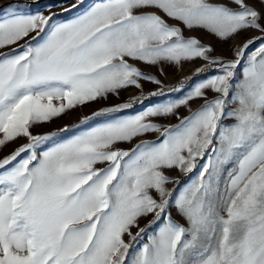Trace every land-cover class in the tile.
I'll return each instance as SVG.
<instances>
[{
    "label": "snow or ice",
    "instance_id": "1",
    "mask_svg": "<svg viewBox=\"0 0 264 264\" xmlns=\"http://www.w3.org/2000/svg\"><path fill=\"white\" fill-rule=\"evenodd\" d=\"M256 2L259 9L253 0H77L62 7L76 12L62 20L36 0L0 6V148L27 138L0 158V264H264V0ZM185 29L222 41L259 35L226 59ZM195 59L206 62L195 70L203 78L177 99L123 115L165 90L141 92L75 130L31 131L141 89V80L161 83L130 60ZM196 99L203 103L178 117ZM169 116L178 122H157ZM152 133L159 136L138 139ZM174 168L195 179L179 187L166 175Z\"/></svg>",
    "mask_w": 264,
    "mask_h": 264
},
{
    "label": "rangeland",
    "instance_id": "2",
    "mask_svg": "<svg viewBox=\"0 0 264 264\" xmlns=\"http://www.w3.org/2000/svg\"><path fill=\"white\" fill-rule=\"evenodd\" d=\"M93 0H86V3H92ZM254 6L258 9L261 7L259 2H256V0H253ZM9 3V0H0V6H5ZM77 3V0H36L37 7L39 10L44 11L45 14H48L47 6L52 5L51 11L55 13H60L56 17L57 20L62 19H68L71 18L73 15L76 14L75 11L63 13L62 7H67L70 4ZM148 11H156L155 9H148ZM167 19V18H166ZM170 24L176 23V21L169 20ZM183 27V25H181ZM34 35V34H33ZM184 35L186 37H197L201 40L202 43L211 45L214 49L212 52L213 56H221L226 59H233L234 58V52L233 49L235 46L242 45L244 41L248 38L254 37L259 35L258 32L255 31H248V32H242L239 35L234 36L233 38H230L226 41H222L217 39L215 36L207 33L203 30H194L189 31L187 29L184 30ZM23 43V41H21ZM259 46V42L252 45L249 48V52H251L254 48ZM130 63L135 64L140 70L146 74L155 76L156 79H158L161 83L155 84L151 81L147 80H141L140 83L142 85L141 89H137L134 86L127 87L125 89H122L119 92V95H109L106 98L99 99L96 102H89L81 106H77L74 109L66 111L64 114H61L59 117L53 118L51 121L37 125L31 129L32 133L34 135L36 134H45L53 131H57L59 129L64 128L66 125L73 127L75 130L76 125L80 124V121L86 117L90 116L93 112L98 111L102 107L112 106L120 103H125L130 101L133 97L139 96L141 92H143L144 96H148L149 93L155 92L160 88H163L164 94L161 96H155L151 97L148 100H145L144 103L140 104H134L133 108L125 110L123 115H132L135 113H138L148 106L161 102V101H167L171 99H177L187 93L189 90V87L199 81L203 78V76H197L195 74V70L199 67H202L205 65V61L202 59H195L190 62H183L180 65L170 64V63H160L157 65H149L143 62L138 61H131ZM215 65L211 66L209 73L207 75L215 74ZM192 76V77H191ZM191 77V79L187 82H185V86L182 91L180 92H169L168 89L178 87L181 84V81L184 79H187ZM214 95L212 92H208L209 98H211ZM203 103L202 100L196 99L189 103L188 107H181L178 109V117L187 116L189 114V109L195 110L197 109L201 104ZM99 119H97L94 122H89V124L93 123H99ZM158 123H161L163 125H169V124H176L178 122L177 116H169L167 118H163L157 121ZM231 121L226 120L225 123H230ZM157 136H159V133H152L149 134L147 137H140L143 139L149 138L150 140L155 139ZM27 143V138L21 137L18 138L15 142L9 143L6 146L0 148V158L10 154L12 151H14L19 146ZM195 173L189 174L186 176L183 172L180 173V176L177 179L181 182L179 187H183L185 184L189 183L191 179H195ZM168 187L169 189H175L177 188V185L175 183H169ZM153 195L156 196V193L153 192ZM178 195V192H177ZM159 198L158 196L156 197ZM171 211L172 216L179 220L181 223H184L182 218L176 213L175 209H169ZM152 220V216L144 217L140 219V227H145L148 222ZM137 231L136 228L132 229L133 234ZM153 232L152 228L148 229V234H151ZM126 241L129 240L127 236L124 237ZM146 240V237H145Z\"/></svg>",
    "mask_w": 264,
    "mask_h": 264
},
{
    "label": "crops",
    "instance_id": "3",
    "mask_svg": "<svg viewBox=\"0 0 264 264\" xmlns=\"http://www.w3.org/2000/svg\"><path fill=\"white\" fill-rule=\"evenodd\" d=\"M196 75V74H194ZM192 77V76H191ZM138 139H143V138H138ZM149 139V138H147ZM137 140H134L132 143H122L119 144L118 147L120 148H131L135 143H137ZM181 171H179L178 169H171V170H167L166 171V175H168L169 177H171L172 179H177L180 176ZM167 187H170L169 184L167 185ZM148 217V216H147ZM139 224H140V220H139Z\"/></svg>",
    "mask_w": 264,
    "mask_h": 264
},
{
    "label": "trees",
    "instance_id": "4",
    "mask_svg": "<svg viewBox=\"0 0 264 264\" xmlns=\"http://www.w3.org/2000/svg\"><path fill=\"white\" fill-rule=\"evenodd\" d=\"M191 79V77H189V78H187V79H184V80H182L181 82H187V81H189Z\"/></svg>",
    "mask_w": 264,
    "mask_h": 264
}]
</instances>
